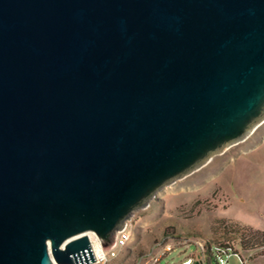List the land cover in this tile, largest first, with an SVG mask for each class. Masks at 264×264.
Masks as SVG:
<instances>
[{
	"label": "water",
	"instance_id": "obj_1",
	"mask_svg": "<svg viewBox=\"0 0 264 264\" xmlns=\"http://www.w3.org/2000/svg\"><path fill=\"white\" fill-rule=\"evenodd\" d=\"M264 120V0H0V264H89Z\"/></svg>",
	"mask_w": 264,
	"mask_h": 264
},
{
	"label": "rangeland",
	"instance_id": "obj_2",
	"mask_svg": "<svg viewBox=\"0 0 264 264\" xmlns=\"http://www.w3.org/2000/svg\"><path fill=\"white\" fill-rule=\"evenodd\" d=\"M131 239L114 250L106 264H143L140 257L155 242L173 239L165 259L200 257L201 245L230 240L228 264H264V248L243 250V230L227 232L218 224L264 232V120L242 141L227 145L201 166L158 191L129 219Z\"/></svg>",
	"mask_w": 264,
	"mask_h": 264
},
{
	"label": "built area",
	"instance_id": "obj_3",
	"mask_svg": "<svg viewBox=\"0 0 264 264\" xmlns=\"http://www.w3.org/2000/svg\"><path fill=\"white\" fill-rule=\"evenodd\" d=\"M129 221V220H128ZM125 222L120 230H118L115 234V239L113 244L107 248L103 249V253L100 255H94V262L89 264H106L109 256L114 255V250L124 248L127 246L131 239V231L129 227V222ZM92 252H93V244L97 242L100 245L99 240L96 237L95 241H90ZM177 242L173 239H162L158 242H155L150 250L143 254L140 257V260H144L143 264H160L171 252L176 249ZM101 246V245H100ZM201 251H199L200 257L194 256H185L183 259L179 260L178 262H173L171 264H207L206 256L204 255L205 246H200ZM102 248V247H101ZM234 254V250L232 247H223L220 245H215L212 247V256L213 260L216 264H228V258L230 255ZM243 264V261H241Z\"/></svg>",
	"mask_w": 264,
	"mask_h": 264
},
{
	"label": "trees",
	"instance_id": "obj_4",
	"mask_svg": "<svg viewBox=\"0 0 264 264\" xmlns=\"http://www.w3.org/2000/svg\"><path fill=\"white\" fill-rule=\"evenodd\" d=\"M218 228L223 230L225 234L227 232H237L238 230H243L245 233H247L246 235L243 234V236L239 240V246L243 250L264 248L263 231L252 228L241 229L235 224H223V222L218 224ZM215 245H220L223 247H232L230 240L218 241L214 244H211L210 242L207 243L206 246L204 247L205 248L204 255L206 256L207 264H216L212 256V247Z\"/></svg>",
	"mask_w": 264,
	"mask_h": 264
},
{
	"label": "bare ground",
	"instance_id": "obj_5",
	"mask_svg": "<svg viewBox=\"0 0 264 264\" xmlns=\"http://www.w3.org/2000/svg\"><path fill=\"white\" fill-rule=\"evenodd\" d=\"M88 237H89L90 241H92V242L96 240V236L93 233H88ZM103 252L104 251L101 248V246L97 242H94V244H93V254L94 255H100Z\"/></svg>",
	"mask_w": 264,
	"mask_h": 264
},
{
	"label": "crops",
	"instance_id": "obj_6",
	"mask_svg": "<svg viewBox=\"0 0 264 264\" xmlns=\"http://www.w3.org/2000/svg\"><path fill=\"white\" fill-rule=\"evenodd\" d=\"M171 263H173V262H168V261H166V259H164L160 264H171Z\"/></svg>",
	"mask_w": 264,
	"mask_h": 264
}]
</instances>
